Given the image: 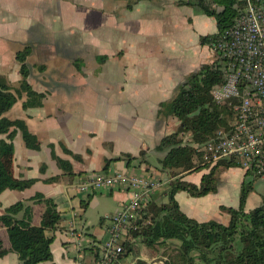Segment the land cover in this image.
<instances>
[{"label":"crops","instance_id":"obj_1","mask_svg":"<svg viewBox=\"0 0 264 264\" xmlns=\"http://www.w3.org/2000/svg\"><path fill=\"white\" fill-rule=\"evenodd\" d=\"M177 2L142 0L128 10L125 2L115 0H0V75L9 85L17 86L20 81L16 53L28 47L27 66L53 62L59 77L76 79L75 84L84 88V100L63 108L75 115L52 116L45 104L24 111L21 103L25 98L12 107L21 111V118L8 117L12 109L6 114L10 119L26 117L28 130L37 138L40 150L26 149L19 133L14 138V177L35 182L23 192L6 190L0 194V215L7 207L25 201L32 210V226H40L42 207L29 202L36 194L52 199L61 213L55 231L48 233L53 237L52 260L40 264H94L99 245L108 238V222L104 218L117 213L140 193L127 187L80 193L78 187L86 185L91 176L151 179L156 185L145 200L158 205L166 203L175 177L161 171L160 161L166 151L158 146L178 125L171 118L157 120L159 105L169 101L176 87L208 62L211 48L202 47L199 38L216 32L213 19ZM80 62L84 64L85 79L80 76ZM98 69L100 73L95 77ZM33 77L29 74L31 89L41 87L34 84ZM37 90L45 94V90ZM94 119H103L104 123L96 124ZM3 138L0 136V140ZM52 147L55 156L71 163L75 173L71 179L60 176L61 171L51 158ZM63 148L78 155L80 161L65 154ZM141 151H146L144 159L138 157ZM125 154L137 159L130 164L122 159L112 161L105 169L106 161ZM35 157H41L42 162H29ZM43 165L46 168L41 171ZM208 171L202 169L177 177L198 186ZM225 171V179L219 181L215 193L196 198L178 192L176 200L182 213L197 222L221 217L222 222H216L226 225L229 216L221 207L238 206L244 179L254 189L264 182L251 175L245 177V172L237 167ZM53 177L58 180L48 182ZM261 203L259 195L249 193L245 210ZM6 237V230L0 227V240L8 250ZM167 244L175 247L179 242L170 239ZM154 259L137 241L131 253L113 264H149ZM0 264L19 261L8 251L0 258Z\"/></svg>","mask_w":264,"mask_h":264},{"label":"trees","instance_id":"obj_2","mask_svg":"<svg viewBox=\"0 0 264 264\" xmlns=\"http://www.w3.org/2000/svg\"><path fill=\"white\" fill-rule=\"evenodd\" d=\"M126 3V8L132 7L142 0H115ZM150 1V0H148ZM264 3V0H262ZM178 5L189 6L199 14L213 19L216 32L201 36L200 45L211 46L228 31L239 17L242 8L241 0H178ZM30 53L28 47L16 53L19 63L20 81L13 88L0 84V171H4L7 179L0 182V194L6 190L23 192L32 187L34 180H23L12 176L14 145L13 141L19 133L24 147L31 151H39L40 143L32 135L27 123L22 119H10L6 114L12 107L27 95L28 99L21 103V109H33L43 106V99L31 93L28 82L29 69L26 58ZM104 61V60H103ZM223 84V74L219 61L201 65L178 85L172 98L159 105L157 120L174 119L178 125L176 131L161 139L158 149L165 150L166 155L160 161L161 171H167L175 177L167 193V201L163 204L147 202L140 208L136 219L132 220L126 240L122 247L124 254L133 251L134 243L139 241L150 259L160 257L165 264H264V199L262 203L250 211L245 210L247 196L252 190V183L244 179L236 208L221 207L229 216L226 225L216 221L197 222L188 218L180 210L176 200L178 192H186L191 197H203L217 191L215 171L217 168L227 170L238 168L234 161H220L212 168L202 166V156L197 148L210 140L218 130L230 131L235 118L227 105H216L210 92ZM7 91L13 94H7ZM63 152L73 160L80 161L78 155L72 154L66 148ZM146 156L141 151L138 157ZM51 158L61 171V177L71 179L75 176L72 165L62 160L51 151ZM131 161L137 159L129 154L106 161L105 169L112 161ZM41 167V171L45 169ZM208 169L198 186L181 181L180 174ZM250 175L245 173V177ZM58 180L53 177L48 182ZM256 180V179H254ZM29 202L42 207L40 226H32V210L24 202H16L7 207L0 215V227L7 233L9 249L3 248L0 240V258L7 252L15 254L19 264H40L50 262L52 254L50 245L54 232L61 221V213L52 199L36 194ZM87 205L84 203L83 208ZM23 213L21 218L18 215ZM175 239L179 245L173 247L167 244ZM136 264H147L137 261Z\"/></svg>","mask_w":264,"mask_h":264},{"label":"built area","instance_id":"obj_3","mask_svg":"<svg viewBox=\"0 0 264 264\" xmlns=\"http://www.w3.org/2000/svg\"><path fill=\"white\" fill-rule=\"evenodd\" d=\"M241 1L239 17L211 46L218 52L223 84L210 95L216 105L228 106L235 123L230 131H216L196 150L204 167L234 161L253 178L264 179V3ZM155 185L151 179L105 175L91 176L86 185L78 187L80 193L115 187L140 190L117 213L104 218L108 238L99 245L94 264H113L124 255L122 244L128 240L130 224L147 204L145 198Z\"/></svg>","mask_w":264,"mask_h":264},{"label":"rangeland","instance_id":"obj_4","mask_svg":"<svg viewBox=\"0 0 264 264\" xmlns=\"http://www.w3.org/2000/svg\"><path fill=\"white\" fill-rule=\"evenodd\" d=\"M194 10L196 11V9ZM209 53L210 54H209L207 63L218 61V54H217L218 52L214 48L209 49ZM99 61H101V59ZM78 65L80 68V76H82L85 79L83 75V72L85 70L83 62H80ZM28 69H29V74L34 76L32 78V81L34 82V84L41 85V87H37L36 85L35 88L31 89V93L43 99V105L45 104L44 107L46 108V111L51 112L52 116L54 115L62 116L64 114L75 115L74 114L75 112L64 111L63 108L65 109L67 107H71L75 105L76 103H79L81 100H84V96H83L84 88L83 86L75 84L76 79H72L71 77L65 76V75H63L64 76L63 78L59 77L58 70H56V66H54L53 62L44 63V66L42 64V66L39 65L35 67H31V63H30V65L28 66ZM99 73H100V70L99 69L96 70L95 77H97ZM7 81L8 80L5 77L0 75V84H6L8 85L9 88L15 89L14 88L15 85H9V82ZM38 88H41V90H45V94L43 95L39 94L38 93L39 91L37 90ZM7 94H13V92L7 91ZM23 98H25V101H26L28 99V96L23 95L21 100H23ZM34 113L36 115L39 112H34ZM7 116L10 118H21L20 117L21 111L19 112V110H17V108L15 107L7 114ZM25 118L26 117L22 119L25 120ZM94 120L96 121V124L104 123L103 119H94ZM96 134H97L96 137L99 138V134L98 133ZM108 146L110 147L111 144H105V147H108ZM29 162L33 163L34 165H37L39 162H42V161H41V157L40 159H38V157H35L33 159H30ZM225 172L226 171L223 170L222 168H217V170L215 171V179H216L217 184L219 183V181H223L225 179V174H223ZM12 176H14V173L12 174ZM6 179H7V176L5 172L0 171V182ZM241 185H240V188H241ZM250 194H257V196L259 195L261 197V200H263L264 199V182H262V185H260L257 189H254V185H252V190L250 191ZM214 220L218 222H222L221 217L220 218L217 217V219H214ZM6 244H7V237H6Z\"/></svg>","mask_w":264,"mask_h":264},{"label":"water","instance_id":"obj_5","mask_svg":"<svg viewBox=\"0 0 264 264\" xmlns=\"http://www.w3.org/2000/svg\"><path fill=\"white\" fill-rule=\"evenodd\" d=\"M149 264H165V261L161 258H156L152 260Z\"/></svg>","mask_w":264,"mask_h":264}]
</instances>
